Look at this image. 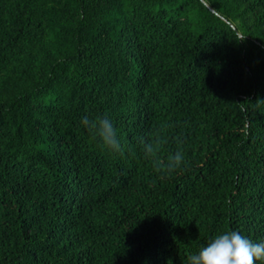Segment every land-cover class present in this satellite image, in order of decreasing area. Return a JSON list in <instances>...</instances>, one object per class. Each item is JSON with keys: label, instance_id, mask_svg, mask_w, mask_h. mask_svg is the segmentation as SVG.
I'll list each match as a JSON object with an SVG mask.
<instances>
[{"label": "trees", "instance_id": "trees-1", "mask_svg": "<svg viewBox=\"0 0 264 264\" xmlns=\"http://www.w3.org/2000/svg\"><path fill=\"white\" fill-rule=\"evenodd\" d=\"M228 231L264 243V0H0V264H189Z\"/></svg>", "mask_w": 264, "mask_h": 264}, {"label": "clouds", "instance_id": "clouds-1", "mask_svg": "<svg viewBox=\"0 0 264 264\" xmlns=\"http://www.w3.org/2000/svg\"><path fill=\"white\" fill-rule=\"evenodd\" d=\"M81 124L91 137L98 139L106 148L115 152L122 151L113 123L107 116H85ZM139 143L145 160L162 176L169 175L181 167L183 140L180 136L176 137L178 150L166 158L160 155L166 143L163 127L150 131L140 138ZM187 259L189 264H257L258 261L264 264V243H253L238 231H228L214 237L198 253L190 254Z\"/></svg>", "mask_w": 264, "mask_h": 264}]
</instances>
